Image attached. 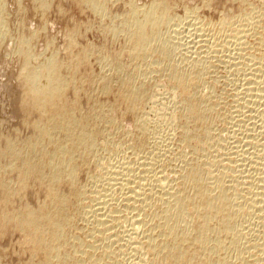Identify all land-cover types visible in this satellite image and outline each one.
<instances>
[{
	"label": "bare ground",
	"instance_id": "obj_1",
	"mask_svg": "<svg viewBox=\"0 0 264 264\" xmlns=\"http://www.w3.org/2000/svg\"><path fill=\"white\" fill-rule=\"evenodd\" d=\"M33 1L37 12L44 13L52 5V0ZM106 1L78 0L99 15L109 16ZM238 2L243 9L238 15L229 11V18L205 21L197 18L198 10L186 8L181 21L167 0L142 5L129 0L125 13L114 14L116 18L107 25L104 22V29L114 37L125 36L121 48L131 58V63L125 64L118 56L111 62L113 66L106 63L111 68L104 67L98 75L101 93L110 95L114 82L119 84L115 93L135 118L137 137L133 134L127 145L132 151L119 156L116 151L122 142L115 145L112 137L107 140L110 136L102 142L105 134L96 126L112 120L101 113L103 103L99 112V107H94L101 101H93L94 113L101 114L92 115V120L87 113L78 114L79 101L75 100L87 79L77 77L78 66L96 48L87 46L84 54L86 49H82L73 63L60 61L51 41L37 55L30 44L35 33L15 36L6 44L5 39L11 37L9 14L5 12L6 0H0V51L15 47L13 55L20 62L16 79L24 92L22 105L40 119L34 120L33 135L24 144L6 137V146L0 150L3 164L6 162L0 164V191L13 198L16 189L22 191L34 180L47 189L48 200L36 210H9L8 200L1 201L0 225L6 228L12 224L24 231L26 244L34 248L31 253L44 255L43 264H260L264 260V0L258 5L251 0ZM182 22L186 28L179 26ZM73 35L74 30L67 32L71 41L65 47L71 51L73 44L76 46ZM174 35L183 43L178 42L180 48L185 47L180 55ZM251 37L255 51L248 46ZM105 58L102 61L106 62ZM150 58L157 64L152 60L156 65L149 67ZM213 58L239 75L231 80L235 104L228 113L215 90ZM129 65L136 69L125 72ZM155 71L167 78L166 97L160 84L152 81ZM68 90L77 95L73 102L68 100ZM147 102H152L151 111H146ZM218 121L227 123L225 135L221 128L217 134ZM171 131L180 135L176 151L167 147L170 142L163 143ZM98 147L111 150L110 159H114L99 161L94 167L101 170L94 180L88 178L94 181L89 184L92 186H81L77 179L80 166H85L81 163L99 158L93 155ZM186 147L191 149L190 157L185 154ZM174 159L179 163L174 164ZM11 174L17 175L19 188L9 182ZM60 184L69 185L71 194L58 192ZM79 229L83 235L73 234Z\"/></svg>",
	"mask_w": 264,
	"mask_h": 264
},
{
	"label": "rangeland",
	"instance_id": "obj_2",
	"mask_svg": "<svg viewBox=\"0 0 264 264\" xmlns=\"http://www.w3.org/2000/svg\"><path fill=\"white\" fill-rule=\"evenodd\" d=\"M127 1H129V0H107L105 7L107 9V12L108 13L110 12L109 16L99 15L97 12H94L95 10L91 6H89L87 4H82V3L78 2V0L77 1L76 0H52V3H51L52 5H50V7L47 9L49 11L46 10L43 13L39 10V12L41 14L36 11V9L34 7V3H33L34 1L33 0H6V7H5V12L7 13V15L9 14V16H7L8 17L7 26L9 25L7 28L10 32V35H11V37H8L7 39H5L6 44L12 43L13 40L11 38H14L15 36L24 35L25 37H27L31 33H35V38H33V41L31 38L30 44H32L31 46L35 48V49L34 48L33 49L37 55L43 53L47 47L46 43L51 41V44L52 43L54 44V45H51V48L55 49V51L58 52L57 53L58 59H60V61L61 60L62 61L69 60L68 62H73V63H75V59H76L75 55L80 56L82 54V51L88 47L93 46L94 48H96V51L93 50L94 53L92 52L90 54L91 56L89 57V59H87L86 62L84 63L85 65L80 64L78 66L79 68L77 71V73H78L77 77L82 76L84 79H85V77L87 78V79H85L86 81L84 80L85 82L82 84V89H80V95L78 94L79 97L77 95H75L74 91H72V90H68L67 97H68L69 101H72V99L74 97L76 98V96H77V99H75V98L74 99L79 101V102H77L78 108H79L78 114L81 112L85 116L87 113V115L88 114L89 115L86 117H89V118L95 114H96V116H99L101 113H103L104 115H108L109 117L112 116L111 117L112 120L109 119V121L112 123H110L107 120V122L105 121V123H103L104 122L103 121V122H100L101 124L99 123V125L98 124L96 125L97 127H99L98 130L99 129H100V131L102 130L103 133L102 132L101 133L105 134L104 137L100 133V131L98 132L100 135L98 133L97 134L99 135V137L101 136V139L103 137L102 142L106 141V137L108 138V136H110V137L107 140H109L112 137L113 138V139L111 138L112 142L115 145H116V142L118 144L120 142H122V144L120 143L121 149L118 147L117 148L118 151H116V154L119 156H121V154L123 156H125V155L127 156V155H129V153H131L130 151H132L131 150L132 148L127 146V145H129L130 142L134 139L132 137V135L135 133L137 134L136 128L134 127L135 118H134L133 114H131L129 111H125L127 105L125 106L124 103L121 102V99H119V97H117L116 93H117V89H118L119 84L118 83L115 84L116 82H114L113 86H111V88H110L111 89L110 95H109V93L107 94V93H103V92H102L103 93L102 94L101 91L99 90L100 79H99L98 75H102L104 67H105L104 68L105 70L108 68H111V66H113L111 64V62L114 63L118 56L120 57V60H122L123 63L124 62H125V64L131 63V58L129 57V54H127L128 52L127 51L125 52L123 50V48H121V47H123V45H125V41H124L125 36L120 35L121 37L120 36L114 37L113 33L108 32L106 29H104V27H105L104 24L106 23L105 25H107V23H111V20L116 18L115 17L116 14L118 16L120 14L122 15L123 13H125V11L128 9V5H126ZM167 1L169 2L171 7H174V8H171L172 13L174 15H176V17L178 16L177 18L181 21L185 18V12H186L185 9L186 8L195 9L196 11L198 10L197 11L198 14H196V15L197 16L199 15V16L197 18H199V20H205V21H208V20L218 21L221 18H229L231 15L230 12L232 13V16H235V15L240 14L241 11L243 10L241 7H239L241 4L238 2V0H235V1L234 0H211V1L210 0H204V1L203 0H167ZM251 1L255 5L263 3V0H261V1L260 0H251ZM136 2L140 5H142L143 3H149L150 0H136ZM78 4H80V5H78ZM184 4L186 7L183 6ZM58 5H59V7H58ZM20 7H22V8H20ZM60 7H62V8H60ZM197 7H198V9H197ZM61 9H62V11H60ZM22 11H23V13H22ZM64 11L66 14L64 13ZM36 12L39 13V15H36ZM61 12H63V13H61ZM114 14H115V16H114ZM179 16L182 17V19H180ZM116 20H118V19H116ZM183 22L180 23L179 26H184L183 28H186L187 26ZM79 24H80V26H79ZM101 24H103V25L101 26ZM18 28H19V30H18ZM188 28H190V27H188ZM68 29L70 31L74 30L73 38H75V39H73V40H75V41H73V42H75L76 46L73 44V47H71V48L72 49L74 48V49L72 51L70 48H68V49L66 48L68 45L67 42L71 41L70 38H68V36H67V32L69 31ZM12 30H14V31H12ZM105 30H106V32H104ZM21 32H22V34H21ZM174 40H175V42L177 41L176 43L179 46L177 52L179 51L178 55H180V53L183 52L185 47L181 46V48H180V45H183V43L179 40V38H177V35H174ZM179 41H180V45L178 43ZM183 41H184V44H186L185 43L186 40L183 39ZM34 44H36V45H34ZM254 44H255L254 43V37H253V39H252V37L249 38L248 39V46L253 47V48H251V50L253 49L252 51H255V48H254L255 45ZM13 49H14L13 51H10V50H7L4 48V50L0 51V62H1L0 63V130H1L0 135L5 136V137H1V139H0V150H1V147L5 148V146H6V142H5L6 137L7 138L11 137L13 140L17 139L16 142L18 145L19 144L21 145V142L24 144V142H26L25 140H28L27 138H30L31 135H33L32 124L35 123V121H37L39 119L38 114L33 113V112L32 113L27 112L26 109L22 105L21 97H23L24 92H23L22 86L19 83V79H18V81L16 79V78H18V76H17L18 71H19L18 65L20 64V62H19L18 58L13 55L15 53V47ZM66 51H67V54H66ZM79 51H81L80 55L77 54ZM86 51H87V49L85 51H83V54ZM48 53H50V51ZM103 57L104 58L106 57L105 58L106 62L102 61ZM107 58H109V59H107ZM175 58L177 59V57L174 56V59ZM70 59H73V60H70ZM213 59H212V63H213V65H215L213 68L218 67V68H215V70L212 68V72H211L213 75H217L215 77V80L217 79L216 82H217L218 86L216 85L215 90H216V92H218V94L219 93L221 94L222 102L224 105L223 107L225 108V110H227V113H228L230 110V107H231V109H233V106L235 104L233 102V96L230 94V93H232V92H230V90L232 91V88H233V86H231L232 85L231 80L232 79L234 80V77L236 79L237 77H239V75L237 76L238 73L235 74V72H233V70L231 71L230 67L228 69V67L225 64H222L223 62L218 61L216 63V60L215 59L213 60ZM152 60L154 63L157 64V61H155L156 59L150 58L147 60L148 62H150L149 67L156 65L154 63H153L154 65H152ZM12 61H13V63H12ZM107 62L108 63L110 62L111 66L109 64H106ZM104 64L108 65L107 68ZM217 64L219 66H216ZM220 64H222V66ZM129 67L126 69L125 72H127L128 70H135L136 69L134 67H131L130 65H129ZM216 70H218V72ZM82 72H83V74H82ZM213 72L214 73L217 72V73L214 74ZM211 73L209 76L210 78L208 77V80L212 83L214 80V76ZM229 73L231 74V76ZM233 74H234V76H233ZM161 75H162L161 72L160 73H157L156 71H155V73L153 72L152 77H154V76L155 77L153 78L154 80H152V81H153V83H154V81L157 82L158 85L160 84L159 85V86H161L160 90L163 91L162 94L166 97V95L168 94L167 88L169 87V84L166 83L167 80L165 81L166 77H162ZM95 77H98V78H95ZM159 77H160V79H159ZM93 78H95V81H94V83L93 82L91 83V81L94 80ZM96 81H98V82L96 83ZM229 82H230V85H229ZM95 86H97V87H95ZM94 89H96V90H94ZM115 91H116V93H115ZM164 92H165V94H164ZM91 93L94 95V97H93V95H91V97H90ZM114 93H115V95H114ZM95 94L98 96H96ZM104 94H106L107 96ZM95 96H96V98H95ZM167 98H168V96H167ZM167 98H165V99H167ZM74 99H73V101H74ZM95 99H99L98 101H101V102L96 101V103H98L96 105V108L94 107L95 105H93V101L95 102ZM231 102H232V104L230 106ZM102 103H103V107L105 106L104 108L102 107ZM147 103L148 104H146V108H147L146 111H151V110H149L150 109L149 105H151L152 102L151 103L147 102ZM97 106L99 107V109ZM92 107H94V109H96V110L98 109L97 111H99V112H100V110H102L100 108H103L104 110H102L100 114H99V112L94 113V110ZM91 108L93 111H91ZM88 111H91V113L93 112L94 114L92 113L90 115V113ZM126 112H127V114H126ZM128 112H129V115H128ZM28 113L30 114V118H27L29 116ZM108 113H110V114H108ZM83 115L80 114L79 116L84 117ZM150 116H153V115L150 114ZM93 119H94V117L92 116V120ZM132 119H134V120H132ZM32 120L33 121L35 120V121L33 122ZM108 122L112 125H109ZM103 124H105V125H103ZM103 127L105 128L104 130H103ZM226 127H227V123H222L221 121H218L216 124V128H218V129H216L217 134L221 132L222 135H225L227 130H224V129H227ZM167 129H165L164 131L165 132L168 131ZM104 131H105V133H104ZM134 131H136V132H134ZM136 134L133 135V136H135V138L137 137ZM120 135H122V136H120ZM129 137L131 139H129ZM179 138H180V135L175 131L174 135H173V132H172V135L169 134V139H167V141H163V143L165 142L164 144L169 145V142H170L171 145H169L167 147L169 149H171V151H176L178 148L177 143H180V141H178V140H180ZM18 140H19V143H18ZM123 143H124V145H123ZM4 144H5V146H4ZM3 148H2V150H3ZM99 148H101V147H98L96 150L98 153H96V152H95L96 154L93 153V155L95 157H99V155H100V157L97 158L98 160L94 159L95 157L93 156L94 160H91L92 158H89L90 159L89 161L87 160L88 162H90L89 164L87 162L88 165L86 163H84V164L81 163V165H83V166L85 165L84 168H82V166H80V169L81 168L82 169L78 170L79 175H77L78 183L80 182L81 186L82 185L88 186L87 188L92 186L89 184L94 183V181H92L91 179H88V178H92L94 180V177H96L97 176L96 174H98L97 172H99V170H101L99 166L94 167L96 165H99V161H100V164H102L103 163L102 161L105 162L107 160L109 161L111 159H114L113 157L110 159V155L112 153V152H110L111 150H104L102 148H101L102 150H100ZM184 151H185V154H187L188 157H190L191 149L186 147L184 149ZM97 154H98V156H96ZM108 157H109V159H108ZM0 158L4 159L3 156H1ZM3 159L0 161V164L2 163L1 164L2 166L6 163L5 162L3 164V162H4ZM175 160L176 159H174V161ZM92 161L93 162L95 161L94 164H92L93 163ZM96 162L98 164H95ZM176 163L178 164L179 161L176 160L174 162V164H176ZM90 164H92V165H90ZM86 167H88L89 169H87ZM90 167H94V168H90ZM43 170H45L48 173L47 168L46 169L44 168ZM94 170H95V172H94ZM91 174H92V177H91ZM8 178H9V176H8ZM9 179H11L9 182L11 183L12 187L14 186L13 188H19L20 187V185H18L19 179H18L17 175L15 176V174H11ZM12 180H13V182H12ZM31 181L34 182V180H31ZM32 182L30 183V181H28V184H30L31 186L29 185L28 188H26L22 191L19 189V192H18V189H16V192H17L16 195L17 196L15 195L13 198H10V197H12L11 196L12 194H8L9 197H7L6 194H4L3 192L0 191V202L1 201L7 202V200H8L9 204H8L7 209L10 208L9 210H15V209L16 210H22L24 207H28V208L30 207V208L35 209V210L38 207L40 208L39 205L45 204L46 201L48 202V200L46 198V194H47L46 190L47 189L45 188L46 190H43L44 186H43V188H40L39 187L40 185L37 182H36L37 185L35 184V182L32 185ZM63 183H65V182H63ZM87 183H88V185H87ZM65 184L61 185L62 187L58 186V188L61 187L60 189H58V192H59V190H61L60 191L61 194L65 193L66 195H68V193H70L69 192L70 186L69 185L67 186ZM64 185L66 187H63ZM67 187H69V188H67ZM72 201H75V200L73 199ZM25 204H26V206H25ZM75 204L76 203L74 202V205ZM1 210L2 209L0 208V212L3 213ZM1 213H0V216H1ZM11 225L12 224H7L6 228H4L5 226L2 227V225H0V264H43L44 263L43 260H45L44 255L41 252L35 253L36 255L32 254V253H34V252L31 253V249L33 247H31L30 244H29V246L26 244V240L24 239L25 233L23 234L24 231H20L17 228H15L13 225L12 226ZM80 225H83V224L81 223ZM2 231H3V233H2ZM74 231H73V234H75V235L76 234L77 235H83L82 234L83 231H81L80 229H79V232L76 230L77 233H75L76 231L75 232ZM33 250H34V248L32 249V251ZM261 254H263V255H261V257L264 258V253H261ZM32 255H33V257H32ZM263 263H264V260L260 262V264H263Z\"/></svg>",
	"mask_w": 264,
	"mask_h": 264
}]
</instances>
